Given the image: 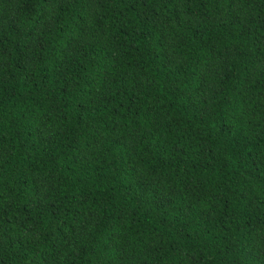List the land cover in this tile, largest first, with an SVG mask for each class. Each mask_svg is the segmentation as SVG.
Here are the masks:
<instances>
[{
    "label": "trees",
    "instance_id": "trees-1",
    "mask_svg": "<svg viewBox=\"0 0 264 264\" xmlns=\"http://www.w3.org/2000/svg\"><path fill=\"white\" fill-rule=\"evenodd\" d=\"M0 264H264V0H0Z\"/></svg>",
    "mask_w": 264,
    "mask_h": 264
}]
</instances>
